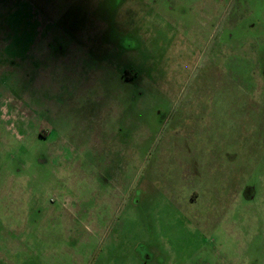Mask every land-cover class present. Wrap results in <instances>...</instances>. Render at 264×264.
Wrapping results in <instances>:
<instances>
[{"label": "rangeland", "instance_id": "obj_1", "mask_svg": "<svg viewBox=\"0 0 264 264\" xmlns=\"http://www.w3.org/2000/svg\"><path fill=\"white\" fill-rule=\"evenodd\" d=\"M0 264H264V0H0Z\"/></svg>", "mask_w": 264, "mask_h": 264}, {"label": "flooded vegetation", "instance_id": "obj_2", "mask_svg": "<svg viewBox=\"0 0 264 264\" xmlns=\"http://www.w3.org/2000/svg\"><path fill=\"white\" fill-rule=\"evenodd\" d=\"M39 136L42 138V139H44L43 137V135H41V133H39ZM247 187V186H246ZM245 191V196L247 195H249L248 193H250V191H251V189H250V187H248L247 189H245L244 190ZM192 202L194 203L195 202V200H192Z\"/></svg>", "mask_w": 264, "mask_h": 264}]
</instances>
